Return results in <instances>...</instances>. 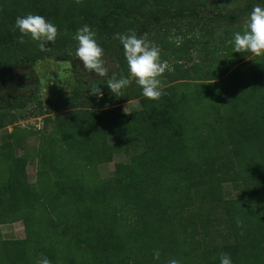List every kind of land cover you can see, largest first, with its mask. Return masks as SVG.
<instances>
[{
	"label": "trees",
	"instance_id": "1",
	"mask_svg": "<svg viewBox=\"0 0 264 264\" xmlns=\"http://www.w3.org/2000/svg\"><path fill=\"white\" fill-rule=\"evenodd\" d=\"M216 1L0 0V86L14 82L8 78L14 67L37 63L54 44L66 48L62 60L74 58V36L84 25L96 32L104 55L117 46L115 78L127 76L119 35L140 37L149 18L157 21L172 10L181 16ZM29 13L57 26L49 50L41 51L29 37L19 42L15 20ZM238 20L231 16L227 22L234 26ZM234 27L217 46H204L209 58L190 70L182 65L184 53H174L175 70L166 72L162 83L168 86L158 101L144 97L133 81L120 97L107 83L99 85L103 96L92 95L90 104L85 99L77 104L73 96L90 93L94 84L86 90L75 86L55 117L51 104L38 103L29 116L48 115L44 131L49 121L56 122L40 136L34 184L26 180L27 158L16 157L14 148L39 133L0 114V130L13 126L10 149H0V226L23 222L26 230L24 240L0 236V264H36L45 256L51 264H167L173 258L220 264L222 253L233 264H264V57L238 68L245 57L233 52L231 41L243 26ZM189 33L192 41H202ZM161 45L179 49L168 39ZM233 74L238 77L232 85ZM184 84L195 85V93L181 89ZM24 101L18 99L15 107ZM133 101L141 109L128 114L124 105ZM192 102L199 109L190 124L184 112ZM132 141L142 151L118 163L114 177L100 178L98 167L126 153ZM227 184L239 198H225ZM157 249L159 261L153 259Z\"/></svg>",
	"mask_w": 264,
	"mask_h": 264
},
{
	"label": "rangeland",
	"instance_id": "2",
	"mask_svg": "<svg viewBox=\"0 0 264 264\" xmlns=\"http://www.w3.org/2000/svg\"><path fill=\"white\" fill-rule=\"evenodd\" d=\"M264 7V0H220L216 2H209L205 8L196 7L195 12H184L181 16L175 15V11L165 12L164 15L158 16V20L149 18L145 23L144 32L139 38H146L147 40L155 43L161 49L162 61H167L171 68L170 72L175 70V58L174 53L182 51L184 57L182 65L185 69L190 70V66L193 63H202L209 58L207 52L201 51L204 46H217L218 39L223 36L226 30L230 27L235 28L237 24L245 25L249 13L255 6ZM249 8V9H246ZM195 14V15H194ZM231 16H238L239 20L234 26L228 24V19ZM222 17H226L223 19ZM192 30L196 37L203 36L202 41H192ZM168 39L177 45L179 48L177 51L167 49L161 45V41ZM194 45L195 49H187V46ZM53 46V47H52ZM52 51L50 55L44 57L37 63L29 60L20 67H14L8 75L13 83H5L0 86V114L11 115L18 118V122L15 126H19L22 130H35L39 134H33L26 138L25 144L22 147L16 146L14 148V154L16 157L27 158V166L25 173L27 181L30 184H34L36 181V173L38 167V149L41 145L40 136H43L46 132L51 131L56 120L49 121L46 124V131L43 130V119L48 115L32 117L29 116L32 111L38 109V103L51 104L52 111L50 116H58V111L70 98H72V90L75 86L86 90L90 86L103 85L108 82L109 79L115 77L118 70V54L119 49L115 44L108 47V53L104 55L105 66L109 68L108 75L105 77H99L94 73H90L83 69L82 63L77 58H71L69 60H62L60 56L66 51L65 47L57 48L52 45ZM173 55V56H172ZM245 60L238 68H245L261 57L253 56L250 53H244ZM166 72L162 76V82L166 81ZM234 74L228 79L232 85L235 83L238 75L234 78ZM80 80V82H78ZM133 82V81H132ZM168 85L164 86V89ZM195 85L190 84L188 88H185V84L181 89L187 90L189 95L195 93ZM178 88V91L181 90ZM74 101L81 104L83 100H87L91 103L93 96L90 93L86 95L75 94L73 96ZM18 99H24L22 107H15ZM21 103V102H20ZM22 104V103H21ZM20 104V105H21ZM19 105V104H18ZM141 109L138 101L124 105V111L126 113L138 112ZM198 106H195L194 102L190 105L189 111L184 112L189 123L195 122L194 117L197 115ZM51 117V118H53ZM201 118V113L200 117ZM13 130V126H7L5 129L0 130V149H10L6 144L7 136ZM110 143L115 142L114 137H109ZM135 141L129 142L126 153H119L114 155L112 161L109 164L100 165L98 167V173L100 178L109 179L114 177L115 168L118 163L127 164L129 158L133 155L141 152L137 147ZM130 143L134 145L131 146ZM6 144V145H5ZM1 164V162H0ZM1 166V165H0ZM3 168V167H1ZM7 169H4V172ZM224 196L228 199L239 198V192L233 185L227 184L223 186ZM0 236L3 240H24L26 238V230L23 222H16L13 224H6L0 226Z\"/></svg>",
	"mask_w": 264,
	"mask_h": 264
},
{
	"label": "clouds",
	"instance_id": "3",
	"mask_svg": "<svg viewBox=\"0 0 264 264\" xmlns=\"http://www.w3.org/2000/svg\"><path fill=\"white\" fill-rule=\"evenodd\" d=\"M13 27L20 33V43H24V38L29 37L38 43L41 51L49 50L47 45L54 43L59 34L53 22L33 13L18 16ZM118 39L124 50L128 75L108 80L107 87L111 94L115 97L122 96V92L134 81L141 88L144 97L158 101L165 95L161 78L166 70L171 71L167 61L161 59V49L146 38L137 37L135 33L121 34ZM74 40L77 42L74 55L82 63L83 69L99 77L107 76L109 68L105 66L104 49L96 38V32L89 25H84L77 30ZM231 44L233 52L264 57V7L258 5L251 10L242 31L233 34ZM90 94L97 98L103 96L99 85H93ZM160 255L158 249L154 250L153 259L159 261ZM219 260L220 264H233L227 253H222ZM36 264H51V261L45 256L39 258ZM167 264H181V261L173 258Z\"/></svg>",
	"mask_w": 264,
	"mask_h": 264
},
{
	"label": "crops",
	"instance_id": "4",
	"mask_svg": "<svg viewBox=\"0 0 264 264\" xmlns=\"http://www.w3.org/2000/svg\"><path fill=\"white\" fill-rule=\"evenodd\" d=\"M130 103H132V102H130ZM127 104H129V103H127ZM126 105V104H125Z\"/></svg>",
	"mask_w": 264,
	"mask_h": 264
}]
</instances>
